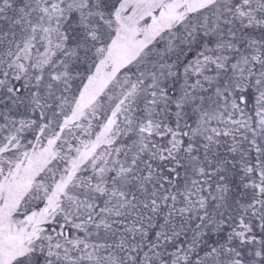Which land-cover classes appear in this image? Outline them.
Listing matches in <instances>:
<instances>
[{
	"label": "snow or ice",
	"instance_id": "obj_1",
	"mask_svg": "<svg viewBox=\"0 0 264 264\" xmlns=\"http://www.w3.org/2000/svg\"><path fill=\"white\" fill-rule=\"evenodd\" d=\"M0 264H264V0H0Z\"/></svg>",
	"mask_w": 264,
	"mask_h": 264
}]
</instances>
